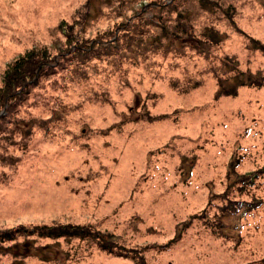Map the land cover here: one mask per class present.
Segmentation results:
<instances>
[{
  "label": "rangeland",
  "instance_id": "rangeland-1",
  "mask_svg": "<svg viewBox=\"0 0 264 264\" xmlns=\"http://www.w3.org/2000/svg\"><path fill=\"white\" fill-rule=\"evenodd\" d=\"M63 23L73 44L103 43L102 55L63 62L0 105V233L90 226L125 256L91 240L16 236L0 244V264H264V175L250 177L264 173V83L217 97L227 65L264 79L251 48L264 45V0H0V88L26 52L66 50ZM178 23L187 35L168 40ZM240 158L236 185L228 171ZM229 201L263 206L234 215L239 237L201 229Z\"/></svg>",
  "mask_w": 264,
  "mask_h": 264
},
{
  "label": "trees",
  "instance_id": "trees-1",
  "mask_svg": "<svg viewBox=\"0 0 264 264\" xmlns=\"http://www.w3.org/2000/svg\"><path fill=\"white\" fill-rule=\"evenodd\" d=\"M90 4V1H89ZM202 6L208 4V0H201ZM88 19V18H87ZM179 24V31H175L172 33L168 29H165V35L167 39L170 40L173 36H178L179 38H184L187 35L188 27L186 24L178 23ZM180 25L182 28L180 29ZM61 27L62 33L65 34L68 40H71L72 43L65 49L59 48L57 53L51 51L50 48H34L24 55H21L17 58L7 69L4 80L3 86L0 88V105L5 102L6 100L12 101L13 99L23 100V98L30 94L31 89L35 88L39 85L40 80L43 78H48L51 76L56 75L60 69H63V62H70L74 58H81L83 60L94 61L98 60V58L102 55L101 52H96V48L99 47L101 44L96 40H90L85 42L88 43L89 46H85V43H74V34L72 32V26H68L69 30L64 28L65 23L62 24ZM146 26L152 27L153 25L147 23ZM135 36L132 38L130 43L136 42L137 36L140 35V28L136 27ZM164 28V27H163ZM162 28V29H163ZM209 30L205 31L203 34V38L209 40L213 43H220L222 37L219 34L213 32L209 34ZM180 33L184 34L181 35ZM180 34V35H178ZM134 35V33H133ZM195 40V39H193ZM194 45L189 46V48L193 52H200L202 53L204 50L199 46V44H205L202 40H195ZM251 48L255 52H261L264 55V45H262L259 41L251 39ZM176 45V44H175ZM130 46L126 43L125 48ZM181 46V47H180ZM117 47V45H115ZM178 51L185 47L184 41L180 43V45L175 46ZM189 54V53H188ZM188 54L181 53L183 57H186ZM228 73L230 76L225 78H219L217 81L218 85V94L217 97H237L239 89L242 87H253V86H261L264 83V79L262 77L257 78L256 81H253L252 77L254 75L250 73H246L241 71L238 66L237 67H228ZM231 73L233 74L231 76ZM256 83V85H255ZM24 96V97H23ZM3 121L5 118L0 116V125L2 126ZM242 161V162H241ZM244 162L243 158L237 160L236 163H231L228 176L229 179H234V183L236 185L242 184L240 180V173L238 172L237 168L241 166V163ZM264 170V168H263ZM259 175H264L262 171H253L250 174L251 180L254 181V178L259 177ZM263 201L257 202V204L253 201L251 203H246L244 201H229L228 206L217 207L216 211L213 213L211 212L205 215V219L203 223L199 226L201 229L203 226H207L214 237L224 236L222 238L228 237H239L241 236L240 233H237L238 230H242L241 223L242 217H234L236 213H244L242 215H248L246 213H250L255 211V213L262 208ZM219 210V211H218ZM197 218V217H195ZM194 219V218H193ZM191 221L189 226L194 227L196 224ZM197 228V227H196ZM198 232V230H197ZM231 233V234H230ZM16 236H25L29 237H36L38 240L41 239H52L58 242L61 239L72 240V239H81V240H91L94 241L98 245L101 250L107 251L109 253H113L117 256H125V253H122L119 249L117 250V246H113L114 244L111 241H106V235L93 230L90 226H80V225H56V226H39L33 227L31 229H22L18 230L17 232L14 231H3L0 233V244H4L11 241H17ZM117 250V251H116ZM135 255L131 256L133 260L136 261V264H144L141 261L140 257H134Z\"/></svg>",
  "mask_w": 264,
  "mask_h": 264
}]
</instances>
